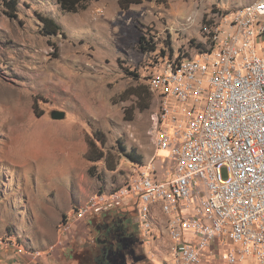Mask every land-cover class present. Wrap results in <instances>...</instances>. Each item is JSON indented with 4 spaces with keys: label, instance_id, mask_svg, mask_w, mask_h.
<instances>
[{
    "label": "rangeland",
    "instance_id": "obj_1",
    "mask_svg": "<svg viewBox=\"0 0 264 264\" xmlns=\"http://www.w3.org/2000/svg\"><path fill=\"white\" fill-rule=\"evenodd\" d=\"M258 1L151 0L122 10L99 0L67 13L58 0H18L13 18L0 0V258L13 256L9 240L46 251L74 208L121 186L132 164H147L157 99L135 93L149 90L150 68L209 50L211 20ZM40 15L64 34L46 35ZM57 111L65 118L53 119ZM132 210L75 222L65 245L39 264H79L82 251L86 263L165 264L170 239L159 233L143 243Z\"/></svg>",
    "mask_w": 264,
    "mask_h": 264
},
{
    "label": "built area",
    "instance_id": "obj_2",
    "mask_svg": "<svg viewBox=\"0 0 264 264\" xmlns=\"http://www.w3.org/2000/svg\"><path fill=\"white\" fill-rule=\"evenodd\" d=\"M211 22L209 50L162 58L148 71L157 99L152 159L74 208L46 251L3 243L13 256L0 264H39L65 245L75 222L128 206L143 243L159 233L170 239L165 264H264V0Z\"/></svg>",
    "mask_w": 264,
    "mask_h": 264
},
{
    "label": "trees",
    "instance_id": "obj_3",
    "mask_svg": "<svg viewBox=\"0 0 264 264\" xmlns=\"http://www.w3.org/2000/svg\"><path fill=\"white\" fill-rule=\"evenodd\" d=\"M95 1H99V0H58V3L60 4L61 8L63 9V11L67 12V13H78L80 11L86 10L89 5L92 2ZM146 1H151V0H117L120 8L122 10H129L132 6L134 5H140ZM3 4L6 8V13L11 16V17H16V13H17V5H18V0H3ZM40 21L44 24V32L46 35H58V34H64L60 28V26L55 22L54 19L48 17V16H44V15H40L39 16ZM142 46V44H141ZM142 49L144 50L145 48L142 47ZM138 90V88H137ZM141 100L142 99H147L149 101V104L153 101L154 96L153 94L150 92V90H146V92H142L141 90L137 91L135 93ZM133 156H131L132 158ZM135 159V161H139L141 160L140 158H132ZM120 211V207H116V208H112L106 212H104L99 218H101L102 220H109L112 218L113 214H117ZM131 214H135V210H132V212H128ZM98 219L97 218H94ZM136 219V216H135ZM78 258L77 261H79V264H93L91 259L90 262L88 261V263L85 262V251L80 252L79 254H77ZM138 263H140V260H137ZM96 264H109L108 260L106 257H103L101 259H99Z\"/></svg>",
    "mask_w": 264,
    "mask_h": 264
},
{
    "label": "water",
    "instance_id": "obj_4",
    "mask_svg": "<svg viewBox=\"0 0 264 264\" xmlns=\"http://www.w3.org/2000/svg\"><path fill=\"white\" fill-rule=\"evenodd\" d=\"M52 118L55 120H62L63 118H65V113L64 112H54L52 114Z\"/></svg>",
    "mask_w": 264,
    "mask_h": 264
},
{
    "label": "crops",
    "instance_id": "obj_5",
    "mask_svg": "<svg viewBox=\"0 0 264 264\" xmlns=\"http://www.w3.org/2000/svg\"><path fill=\"white\" fill-rule=\"evenodd\" d=\"M100 217V216H99ZM88 220H91V219H88ZM75 232H76V230H75ZM2 259H5V260H8L9 259V257H6L5 256V254H2V257H1ZM53 258V257H52ZM49 259H51V258H47V260H49Z\"/></svg>",
    "mask_w": 264,
    "mask_h": 264
}]
</instances>
